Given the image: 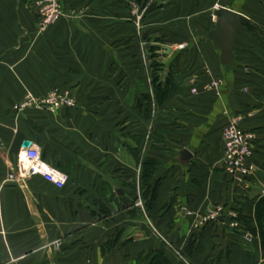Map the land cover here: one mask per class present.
I'll list each match as a JSON object with an SVG mask.
<instances>
[{"label":"crops","instance_id":"crops-1","mask_svg":"<svg viewBox=\"0 0 264 264\" xmlns=\"http://www.w3.org/2000/svg\"><path fill=\"white\" fill-rule=\"evenodd\" d=\"M39 2L0 0V264H148L139 257L155 251L170 264H264V0H60L64 16L44 33ZM216 4L244 14L254 31L235 42L232 72L206 39ZM146 6L140 24L134 10ZM155 47L163 79L173 64L178 71L147 117L139 101ZM53 91L68 94L72 107L13 110L27 93ZM235 115L255 138L242 181L222 163V131ZM24 142L64 172V189L38 177L8 179ZM141 148L160 163L148 213L140 199L133 211L122 207L138 183L133 152ZM99 205L112 219L99 218ZM218 208L217 223L198 226ZM232 214L255 234L244 222L231 229ZM193 236L199 241L184 257ZM109 241H116L111 249Z\"/></svg>","mask_w":264,"mask_h":264},{"label":"built area","instance_id":"built-area-1","mask_svg":"<svg viewBox=\"0 0 264 264\" xmlns=\"http://www.w3.org/2000/svg\"><path fill=\"white\" fill-rule=\"evenodd\" d=\"M165 2L166 0H159ZM227 2L230 0H226ZM219 4L214 6V11L219 10ZM147 6L139 11L134 10L139 18L144 15ZM63 8L60 0H40L38 3V26L40 30H44L48 26L56 23L63 18ZM185 45L181 44L176 46L177 50H183ZM218 81L211 82L204 87V91L216 89ZM192 94L197 91L192 89ZM74 104V100L68 94L58 91H53L44 97H36L31 93H27L23 98L13 107L17 113L26 110L46 111L49 113H57L62 109L70 108ZM242 117L235 115L230 117L228 125L222 131L223 143V170L232 177L235 181H242L249 176L250 166L249 162L253 157L254 152V136L247 131H244L240 123ZM33 177L42 179L45 183L51 185L56 189H63L68 181V177L61 171L52 167L41 157V151L36 147H29L22 149L19 155L17 172L9 176V180L23 181ZM221 209H215L208 212L206 215L198 217V226H203L212 222H216L220 217ZM232 220L229 224L231 229L239 227L237 216L232 214ZM244 240L247 242L251 239L249 234L244 235Z\"/></svg>","mask_w":264,"mask_h":264},{"label":"trees","instance_id":"trees-1","mask_svg":"<svg viewBox=\"0 0 264 264\" xmlns=\"http://www.w3.org/2000/svg\"><path fill=\"white\" fill-rule=\"evenodd\" d=\"M152 7L153 5H150L147 11H149ZM247 32L254 33L253 29L250 26L248 27ZM157 49L158 48L156 47L151 48L150 51L148 52V54H150L149 56L150 61L148 62V65H147V73L151 81V89L149 86L148 90L145 91L142 99L139 101L140 107L144 109L145 115L147 117H150L152 115L153 110L157 108V106H160L161 104H163L166 98L172 92V85H171L172 76L175 71H178V68L175 66V64H173L168 71L169 73H167V77L163 79L161 74L163 72L164 66L163 64L156 61L157 55L155 53ZM36 112H41V111H36ZM151 139H152V136H149L147 143ZM133 153H134V157L137 163L139 164L138 183L137 185H133L130 188L131 190L128 195V200L122 203L123 204L122 207L124 208V210L133 211V209L135 208V204L140 199L143 205L144 212L148 213L150 210H152L153 205L157 200V191L160 186V181H156L154 183L152 182V180L158 170L160 163L157 158L147 156L146 152L142 153V148L136 149V151H134ZM41 157L44 161L48 162L42 153H41ZM54 168L59 169L57 166H55ZM59 171L61 170L59 169ZM58 190H62V189H58ZM138 196H139V199H138ZM97 213L101 215V217H99L100 219H108V220L112 219L111 212L107 211L102 205L101 206L99 205ZM238 222L239 223L244 222L246 224L247 230H249V232H251L252 234H255L256 232L255 229H250L249 222L247 221V219H244L239 216ZM212 223L215 224L217 222H212ZM235 237L237 240H240L242 238V236H239V235H236ZM165 240L166 242H168L167 239ZM198 241H199V238L197 236H193L190 239L188 246L186 247V250L183 251L181 254L184 257L187 256L188 258L189 256H192L194 252V245ZM261 241H262V246L264 249V236L263 235H261ZM115 243L116 241H109L106 247H108V249H111L112 247L116 245ZM163 244H165L164 241H163ZM139 259L140 261L148 262V264H170L168 259L165 257L163 251H155L148 256L139 257Z\"/></svg>","mask_w":264,"mask_h":264},{"label":"water","instance_id":"water-1","mask_svg":"<svg viewBox=\"0 0 264 264\" xmlns=\"http://www.w3.org/2000/svg\"><path fill=\"white\" fill-rule=\"evenodd\" d=\"M215 27L208 32L206 39L212 44L214 51L219 55V63L222 69L232 72L236 68L234 61L235 42L240 35L246 33L250 26V20L242 13L220 8L215 11ZM165 48L164 51L169 52ZM31 147L30 142H24L22 149ZM182 159H189L192 155L188 150L180 153Z\"/></svg>","mask_w":264,"mask_h":264},{"label":"rangeland","instance_id":"rangeland-1","mask_svg":"<svg viewBox=\"0 0 264 264\" xmlns=\"http://www.w3.org/2000/svg\"><path fill=\"white\" fill-rule=\"evenodd\" d=\"M226 9H227V7H226ZM214 19L216 20V18L214 17ZM38 20V19H37ZM137 20H138V22L141 24V21L143 20V15L139 18V16L137 17ZM58 22V21H57ZM56 22V23H57ZM55 24V23H54ZM54 24H52V25H54ZM52 25H50V26H48L47 28H45L44 30H40L39 29V26H38V21H37V27H38V30H39V32L40 33H44V32H46ZM262 31H264V29H261ZM140 49V48H139ZM140 51H142V53H146L145 51H144V48H143V46L141 47V49H140ZM146 83H147V87H149L150 86V89H151V81H150V79H149V77H147V81H146ZM20 113H22V112H20ZM67 184V183H66ZM66 186V185H65ZM138 199H139V196H138ZM138 205L139 206H141V208H143V206L141 205V202L139 201V203H138ZM146 223H149V222H151V221H149L147 218H146ZM149 225H150V227H152L151 226V224L149 223ZM161 239L162 240H164V238L163 237H161ZM164 243H165V241H164ZM166 244V243H165ZM186 264V263H185Z\"/></svg>","mask_w":264,"mask_h":264}]
</instances>
